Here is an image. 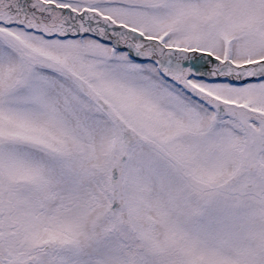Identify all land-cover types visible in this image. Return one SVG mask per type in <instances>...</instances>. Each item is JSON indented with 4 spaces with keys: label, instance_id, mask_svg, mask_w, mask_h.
<instances>
[{
    "label": "snow or ice",
    "instance_id": "1",
    "mask_svg": "<svg viewBox=\"0 0 264 264\" xmlns=\"http://www.w3.org/2000/svg\"><path fill=\"white\" fill-rule=\"evenodd\" d=\"M0 264H264V0H0Z\"/></svg>",
    "mask_w": 264,
    "mask_h": 264
}]
</instances>
